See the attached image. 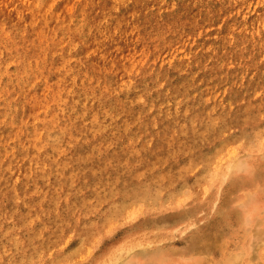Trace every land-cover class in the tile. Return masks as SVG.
<instances>
[{
	"label": "rangeland",
	"instance_id": "rangeland-1",
	"mask_svg": "<svg viewBox=\"0 0 264 264\" xmlns=\"http://www.w3.org/2000/svg\"><path fill=\"white\" fill-rule=\"evenodd\" d=\"M0 264H264V0H0Z\"/></svg>",
	"mask_w": 264,
	"mask_h": 264
},
{
	"label": "bare ground",
	"instance_id": "bare-ground-1",
	"mask_svg": "<svg viewBox=\"0 0 264 264\" xmlns=\"http://www.w3.org/2000/svg\"><path fill=\"white\" fill-rule=\"evenodd\" d=\"M260 243H262V242L259 241V244H260ZM256 245H258V244H256ZM255 247H256V246H255ZM256 249H257V247H256Z\"/></svg>",
	"mask_w": 264,
	"mask_h": 264
}]
</instances>
